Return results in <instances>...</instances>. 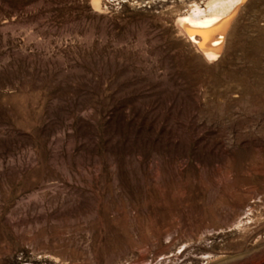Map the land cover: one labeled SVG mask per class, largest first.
I'll list each match as a JSON object with an SVG mask.
<instances>
[{"label":"rangeland","instance_id":"374dc122","mask_svg":"<svg viewBox=\"0 0 264 264\" xmlns=\"http://www.w3.org/2000/svg\"><path fill=\"white\" fill-rule=\"evenodd\" d=\"M0 264H264V0H0Z\"/></svg>","mask_w":264,"mask_h":264},{"label":"bare ground","instance_id":"6f19581e","mask_svg":"<svg viewBox=\"0 0 264 264\" xmlns=\"http://www.w3.org/2000/svg\"><path fill=\"white\" fill-rule=\"evenodd\" d=\"M235 10L232 14L235 13ZM179 23L191 40L199 45L203 55L207 59L213 60V58L218 56L221 45H223L224 34L228 29L230 17L216 13L201 18L185 16L179 20ZM197 34L200 35L202 43H199L195 38Z\"/></svg>","mask_w":264,"mask_h":264},{"label":"snow or ice","instance_id":"6c2138e0","mask_svg":"<svg viewBox=\"0 0 264 264\" xmlns=\"http://www.w3.org/2000/svg\"><path fill=\"white\" fill-rule=\"evenodd\" d=\"M236 2L238 3V2H240V0H236Z\"/></svg>","mask_w":264,"mask_h":264}]
</instances>
